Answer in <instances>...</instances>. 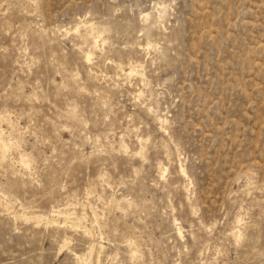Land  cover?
Segmentation results:
<instances>
[{"label":"rangeland","instance_id":"rangeland-1","mask_svg":"<svg viewBox=\"0 0 264 264\" xmlns=\"http://www.w3.org/2000/svg\"><path fill=\"white\" fill-rule=\"evenodd\" d=\"M3 115L0 264H264V0H0Z\"/></svg>","mask_w":264,"mask_h":264},{"label":"bare ground","instance_id":"bare-ground-1","mask_svg":"<svg viewBox=\"0 0 264 264\" xmlns=\"http://www.w3.org/2000/svg\"><path fill=\"white\" fill-rule=\"evenodd\" d=\"M148 16H149V14H145L144 15V18L145 19H147L148 18ZM82 21V20H81ZM85 21V20H84ZM83 21V22H84ZM80 22V21H79ZM85 23V22H84ZM89 23V22H88ZM91 23H93V22H91ZM82 25H83V23H82ZM81 25V26H82ZM96 25H97V23H96ZM80 26V25H79ZM75 28H76V26H75ZM74 29V28H73ZM89 29V34L91 35V36H93V40H92V42H90V44H88L89 45V49H87L86 51H85V54H84V60L86 61V62H90L91 60H92V58H93V55H95V53H96V51H98V50H100V49H102V46L105 44V37L103 36V32H101V31H99L96 27H95V24H94V26H91L90 28H88ZM60 29H58V31H59ZM77 30H79V28H76V31ZM75 32V31H74ZM74 32H73V35H74ZM62 33V32H61ZM88 33V32H87ZM148 33H149V31H148ZM105 34V33H104ZM88 36V35H87ZM76 39L78 40L79 38L78 37H76ZM81 39V38H80ZM83 42V41H82ZM81 42V43H82ZM78 43V42H77ZM87 43V42H86ZM85 43V44H86ZM140 44V43H139ZM77 45V44H76ZM82 45V44H81ZM143 45V44H142ZM154 43L152 42V40L150 41V40H148L147 41V43H146V45L144 44L143 46H142V49H146V50H150L151 48H153L154 47ZM138 46V45H137ZM85 47V46H84ZM141 47V46H140ZM80 49H82V48H80ZM79 49V50H80ZM85 49V48H84ZM105 49V48H104ZM83 50V49H82ZM140 50V49H139ZM81 51V50H80ZM79 51V52H80ZM104 51V50H103ZM141 51V50H140ZM139 51V52H140ZM144 52H145V50H144ZM82 53V52H81ZM143 53V52H142ZM147 55V54H146ZM131 59V58H130ZM130 59H128V62H129V60ZM132 60V59H131ZM120 62V61H119ZM122 62H124V61H122ZM131 62V61H130ZM126 63V62H125ZM125 63H124V65H125ZM135 63V65H133V66H131V68H130V70L126 73L127 74V76H133V75H136V74H138V76H140V75H142V74H140L141 73V68H140V64L139 63H136V62H133V64ZM116 64V63H115ZM121 64V63H120ZM119 64V65H120ZM122 65V64H121ZM143 65V64H142ZM129 65L127 64V66L126 67H128ZM117 68V67H116ZM119 68V67H118ZM144 69V68H143ZM117 69H115V71H116ZM120 70H122V69H119L118 71H120ZM146 70V69H145ZM87 73V72H86ZM91 73V72H90ZM93 73H94V71H93ZM116 73H117V71H116ZM89 74V73H88ZM140 74V75H139ZM144 74V73H143ZM122 76V75H121ZM145 77H146V75H144ZM144 76H142V77H144ZM115 76H113V78H114ZM116 77H118V76H116ZM112 78V77H111ZM119 78V77H118ZM125 78V77H124ZM129 78V77H128ZM148 78V77H147ZM146 79V78H145ZM115 80V79H114ZM113 80V81H114ZM143 81V84H146V81H144V80H142ZM116 82V81H115ZM131 82V81H130ZM138 82V81H137ZM113 84V83H112ZM22 85V84H21ZM116 85H117V83H116ZM116 85H112L113 87L115 86L116 87ZM63 86V85H62ZM86 89V88H85ZM139 91V90H138ZM139 93V95H141L142 96V94H143V90H141V91H139L138 92ZM36 96V95H35ZM138 97H140V96H138ZM36 98V97H35ZM105 103H106V100H105ZM145 107H147V105L145 106ZM33 108V107H32ZM149 108V107H148ZM150 109V108H149ZM153 109V108H152ZM151 109V110H152ZM150 110V111H151ZM6 111V110H5ZM156 111V110H155ZM153 112V111H152ZM5 113H8V112H5ZM69 113V112H68ZM2 114H4V113H2ZM9 114V113H8ZM150 114H151V112H150ZM155 114V113H154ZM158 114V113H157ZM72 116H73V113H72ZM4 117V115L3 116H0V119L1 118H3ZM77 116H75V118H76ZM158 117V116H157ZM73 118V117H72ZM82 118V117H81ZM11 119V118H10ZM158 120H159V124L161 125L160 127H164V128H166V123H167V117H163V116H159L158 117V119H156V121L158 122ZM7 121V120H6ZM72 121V120H71ZM86 122V121H85ZM9 125V124H8ZM15 127V126H14ZM15 130V129H14ZM161 131H163L162 130V128H161ZM4 132V131H3ZM11 132V131H10ZM8 133H9V131H8ZM17 137V136H16ZM144 137V136H143ZM150 137V136H149ZM13 138V137H12ZM15 138V137H14ZM13 138V139H14ZM139 138V137H138ZM146 138V137H145ZM11 139V138H10ZM10 139H6V137L4 136V133H0V162L1 163H3V162H5L6 161V156H7V152L10 150V148H11V145H12V141L10 140ZM17 140H18V138H16ZM144 139V138H143ZM143 139L142 138H140V140H139V142L141 141V142H143ZM147 140V139H146ZM172 140V139H171ZM16 141V140H15ZM19 141V140H18ZM13 143H14V141H13ZM148 143V142H147ZM141 144V143H140ZM143 144V143H142ZM174 144H176V143H174ZM13 146H14V144H13ZM12 146V147H13ZM111 146V145H110ZM124 146V145H123ZM178 146V145H177ZM176 145H175V147H177ZM140 147V146H139ZM142 148V150L143 149H145V152H146V146H144V145H142L141 146ZM125 148H127V146L125 147ZM129 148V147H128ZM125 150V149H124ZM140 150V149H139ZM128 151V150H127ZM143 153V152H142ZM141 154V153H140ZM143 156H145V155H143ZM146 157V156H145ZM181 157V156H180ZM32 160H33V158H32ZM32 160H31V156H30V154L29 153H22L21 154V157H20V163H22V164H25L26 166L25 167H31V165H32ZM19 161V160H18ZM12 164H13V162H12ZM14 165V164H13ZM159 168L161 169L162 167L159 165ZM159 169V170H160ZM168 168H164L163 167V170H167ZM179 170H180V173H181V175H183L184 177H187L188 179H189V175H188V171H187V169H186V167H185V165H184V163H183V160L182 159H180V162H179ZM13 171H15V170H13ZM19 171V170H18ZM24 172V171H23ZM26 173V172H25ZM18 174V173H17ZM16 174V175H17ZM20 174H22V172L20 173ZM104 177V176H103ZM31 178H33V177H31ZM187 179V180H188ZM36 180V179H35ZM190 180V179H189ZM249 180V179H248ZM106 181H107V179H106ZM102 182V181H101ZM190 182V181H189ZM104 183V182H103ZM192 183V182H191ZM248 183V182H247ZM105 184H106V182H105ZM109 184V183H108ZM108 184H106V186L108 185ZM110 187V186H109ZM186 188H187V186H185ZM112 188V187H111ZM87 191H89V190H87ZM187 191V190H186ZM190 191V190H189ZM187 193H189L190 194V192H187ZM2 194V193H1ZM88 195H89V193H87ZM3 196H4V194H2ZM88 195H86L87 197H88ZM112 196V195H111ZM117 198V197H116ZM112 200V199H111ZM122 200V199H121ZM192 200V199H191ZM5 201V200H4ZM115 202V201H114ZM120 202V201H119ZM81 203V202H80ZM70 205V204H69ZM75 205V204H74ZM78 205V204H77ZM119 205V204H118ZM191 205V204H190ZM4 206H6V205H4ZM56 206V205H55ZM72 206V205H71ZM192 206V205H191ZM74 207V206H73ZM85 207V206H84ZM119 207V206H118ZM117 207V208H118ZM56 208V207H55ZM92 208V207H91ZM120 208V207H119ZM68 209V208H67ZM75 209H76V207H75ZM54 210H56V209H54ZM63 210H65V209H63ZM69 210V209H68ZM91 210V209H90ZM13 211V210H12ZM59 211H60V209H59ZM62 211V210H61ZM73 211H77V210H74L73 209ZM87 211V210H86ZM69 212V211H68ZM74 212V213H75ZM87 213V212H86ZM46 214V213H45ZM52 214V213H51ZM54 214V213H53ZM59 214V213H58ZM60 214H62V213H60ZM64 214V213H63ZM93 214V213H92ZM91 214V215H92ZM7 215V214H6ZM10 215V214H9ZM56 215V214H55ZM70 215V214H69ZM74 215V214H73ZM14 216V215H13ZM58 216H60V215H58ZM62 216V215H61ZM65 216H67V218L69 217L68 215H65ZM75 216H78V215H75ZM94 216V215H93ZM98 216V215H97ZM97 216H95L96 217V221H97ZM238 216H239V214H238ZM238 216H236L238 219H239V217ZM74 217V216H73ZM94 217V218H95ZM104 217V216H103ZM242 217V216H241ZM9 218V217H8ZM28 218H29V216H28ZM47 218H48V216H47ZM52 218V217H51ZM85 218V217H84ZM15 220L17 219V217L16 218H14ZM13 219V220H14ZM40 219V218H39ZM79 219V218H78ZM103 219V218H102ZM237 219V220H238ZM242 219V218H241ZM43 220V219H42ZM48 220V219H47ZM64 220H65V217H64ZM63 220V221H64ZM67 220H69V218L68 219H66V221ZM81 220V219H80ZM51 222H53L54 224H56L58 221L56 220V219H53L52 218V220H50ZM73 221V220H72ZM75 222H76V219L74 220ZM179 221V220H178ZM177 221V222H178ZM239 221V220H238ZM241 221V220H240ZM81 222V221H80ZM98 222V221H97ZM244 221H242V223H243ZM15 223V222H14ZM29 223H31V222H29ZM238 223V222H237ZM240 223V222H239ZM242 223H241V225H242ZM246 223V222H245ZM180 224V223H179ZM16 225V224H15ZM30 225V224H29ZM36 225V224H35ZM63 225V224H62ZM69 225V224H68ZM173 225L175 226V228H176V231H177V234L178 235H181V233H182V231H181V226L179 227V226H177L176 225V219H174V222H173ZM247 225V224H246ZM40 226V225H39ZM84 226V225H83ZM243 226H245V224L243 225ZM33 227V226H32ZM79 227V226H78ZM242 227V226H241ZM240 227V228H241ZM48 228V227H47ZM54 228V227H53ZM76 228V227H75ZM80 229V228H79ZM86 229V228H85ZM101 229V228H100ZM239 229V228H238ZM241 229H243V228H241ZM241 229L240 230H237V231H232V232H234L233 234H234V238H236L237 240H240V238L242 237V232H241ZM245 229H246V227H245ZM247 229H248V227H247ZM59 230V229H58ZM64 230V229H63ZM108 230V229H107ZM249 230V229H248ZM254 230V229H253ZM39 231V230H38ZM106 231V230H105ZM91 232V231H90ZM83 233V232H82ZM81 233V234H82ZM80 234V235H81ZM100 234H101V231H100ZM110 234V233H109ZM74 235V234H73ZM88 235V234H87ZM45 236V235H44ZM101 236V235H100ZM66 237V236H65ZM83 237H85L84 236V234H83ZM93 237V236H92ZM105 239V238H104ZM63 240V239H62ZM68 240L69 239H67V237L66 238H64V240H63V246H66L67 244H68ZM84 240H86V239H84ZM99 240V239H98ZM87 241V240H86ZM109 242V241H108ZM240 242V241H239ZM86 243H88V242H86ZM129 246H130V252H131V255H132V257L133 256H135L136 254H138L137 252H138V249H137V247H136V241H130L129 243ZM104 247V246H103ZM97 249V248H96ZM62 250V249H61ZM93 250H94V245H92L91 247H90V252H93ZM119 252V251H118ZM77 254H75V258L77 259V262L79 263V264H90V261L86 258V257H84V256H82V255H78V252H76ZM98 254V253H97ZM99 254H101V253H99ZM98 254V258H97V261H96V263L98 262H101V260H102V256L101 255H99ZM130 255V256H131ZM129 256V257H130ZM95 258H96V256H94ZM94 257H93V259H94ZM131 257V258H132ZM93 261V260H92ZM94 261H95V259H94ZM95 263V264H96ZM93 264V263H92Z\"/></svg>","mask_w":264,"mask_h":264}]
</instances>
